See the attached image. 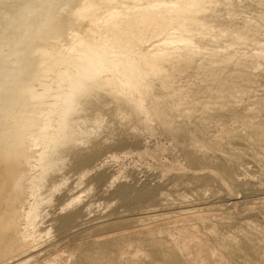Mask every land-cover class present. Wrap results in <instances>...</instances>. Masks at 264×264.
<instances>
[{
	"label": "rangeland",
	"instance_id": "1",
	"mask_svg": "<svg viewBox=\"0 0 264 264\" xmlns=\"http://www.w3.org/2000/svg\"><path fill=\"white\" fill-rule=\"evenodd\" d=\"M188 3L192 62L65 66L33 127L54 166L4 167L41 239L7 264H264V0ZM190 225L216 261L169 243Z\"/></svg>",
	"mask_w": 264,
	"mask_h": 264
},
{
	"label": "bare ground",
	"instance_id": "2",
	"mask_svg": "<svg viewBox=\"0 0 264 264\" xmlns=\"http://www.w3.org/2000/svg\"><path fill=\"white\" fill-rule=\"evenodd\" d=\"M193 8L188 0H0V264L41 240L26 230V203L4 167L23 161L32 172H46L54 166L46 154L54 134L40 137L33 127L49 115L40 106L59 100L55 86L67 77L65 66L79 60L118 66L125 59L144 62L153 71L176 61L190 63L195 55L192 40L176 34L193 39L203 33L202 11L191 16ZM155 39L165 49L142 54V45ZM167 239L187 259L191 244L202 255H217L191 225Z\"/></svg>",
	"mask_w": 264,
	"mask_h": 264
}]
</instances>
